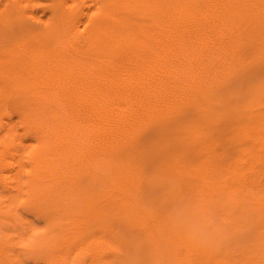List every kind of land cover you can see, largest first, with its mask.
<instances>
[{"label": "rangeland", "instance_id": "374dc122", "mask_svg": "<svg viewBox=\"0 0 264 264\" xmlns=\"http://www.w3.org/2000/svg\"><path fill=\"white\" fill-rule=\"evenodd\" d=\"M127 2L0 0V60L7 56L24 63L29 56L35 58L45 45L55 52L68 35L77 42L73 34L78 23L108 11L110 5H128ZM119 17L125 32L142 22L129 12ZM241 18L230 22L229 40L219 35L195 34L182 35L184 43L181 35H175L168 38L171 43H162L165 48L156 47L149 58L158 59L157 66L171 71L165 75L167 87L163 90L169 102L164 100L152 113L141 117L126 130V138L121 135L119 142L115 140L113 150H118L111 153L115 155L113 161L112 157L101 159L94 151H78L74 134L64 132L67 162L60 171L64 179L55 180L60 186L51 181L45 189L48 192L34 194H42L41 199L28 196L33 171L29 155L36 144L32 136L24 135L30 108L7 87L13 75L0 71V128L9 132L2 146L16 142L8 157L9 164H13L6 168L8 188L2 191L16 219L11 218L13 227L8 229L12 239L0 242V264H264V15L258 16L255 10ZM66 23L70 25L67 32ZM172 45L177 52H170ZM102 51V46L93 45L90 53L82 57L88 61L107 58ZM109 53L112 57L124 56ZM172 54L175 62L171 61ZM197 57L199 66H195ZM180 69H184L182 73ZM207 84L215 85L212 92ZM170 91L172 95H167ZM112 164H120L121 169ZM48 202L49 206L45 204ZM178 206L211 213L225 222L231 239L219 250L192 245L172 225V214ZM82 257L85 259L80 260Z\"/></svg>", "mask_w": 264, "mask_h": 264}, {"label": "bare ground", "instance_id": "6f19581e", "mask_svg": "<svg viewBox=\"0 0 264 264\" xmlns=\"http://www.w3.org/2000/svg\"><path fill=\"white\" fill-rule=\"evenodd\" d=\"M127 1L129 2V0ZM133 1H135L136 5L131 2L130 3L127 2L128 5L123 4L122 6L110 5L108 6L109 9L108 11L105 10L104 12L100 13V15H97L86 22L78 23L74 28L75 30L73 34L74 35L73 39H77V42L72 41V39H69L68 37L69 35H68L65 41L63 42V44H58L60 46L59 48L56 49L57 51L55 52L52 51L53 48L51 50L52 52L47 47L45 48L46 46L45 45L43 48H40L37 51L35 58H30L29 56V59L24 63H21L7 56L5 60H0V71H6L10 76L13 75V80L11 81V83L8 84L7 87L10 89V91L12 90L13 94L17 95L16 98L20 102H22L23 104L24 103L27 104L26 108H30V115H27V120L29 121L28 122L29 127L25 126L27 127V129L25 132L26 134L24 133V135L25 136L28 135V137L32 136L34 141H36L35 142L36 144L34 143L35 146L32 148L33 149L32 154L30 153L29 155V163H31L33 166V171L29 176L30 180H28V182L32 183V185L30 186V192H28L29 197H33L34 199L38 198L39 195L35 197L34 194L37 195L45 191L46 186L48 187L51 181L53 182V184L54 183L57 184V182L55 181L57 178L61 177L64 179V177H62L63 173L60 174L61 169L64 168L67 162V160H65V154H64V151H66L65 145L63 143L64 132L68 131L69 133L74 134L75 144H76L75 147L78 151H83V150L86 152L90 151L92 154L94 151L98 153V157H100L101 159L105 157L108 158L112 157L111 161H113L115 155L113 156L111 155V153L114 150H118V149L113 150V147L116 145L115 140L118 141L119 137L121 135H124L127 132L126 131L127 129L131 128L133 125L138 123L141 117L143 119L144 116L152 113L154 109L160 106V103L163 102L165 100L164 98L166 97L164 95L165 93L163 92V90H165L164 88L167 87L165 81L167 79V76L165 75L168 74L170 70L168 71L167 68H163V66L162 67L157 66L158 61L156 62V60L158 59L153 60L152 58H149L150 56L149 54H152L153 51L156 50L155 49L156 47L161 46L162 43L165 44L166 42H169L167 41L168 38L174 37L175 35H181V37L182 35L184 36L186 35V37L192 35L195 36V34H197L198 36L205 35L208 37L211 35L212 36L219 35L218 37H223L226 40L227 39L229 40V37L231 36L230 26H229L231 21H233L236 18H241L242 15L246 13H253L255 10L258 12V16L264 15V0H179V1L178 0L177 1L133 0ZM101 4L103 5V3ZM80 8H82V6H80ZM125 12H129L131 17L139 18L142 21L139 22V24L136 25L132 30H128V32H125L123 19L119 17V15L121 16V14ZM56 23L58 24V21ZM69 23L65 24V26H67V28L65 29L66 32L69 30L68 28ZM71 23L73 24L75 22H71ZM54 28H56V26H54ZM70 36L72 37V35ZM184 38H183V42H184ZM174 40L175 39H173L172 42H175ZM185 40L187 41V39ZM169 43H171V41ZM232 43H234V41H232ZM182 44L181 47L184 48L185 45L182 46ZM93 45L102 46L103 47L102 54L107 55L106 56L107 58H103V57L98 58L93 56L94 58L90 59L91 61H88L87 57L85 58L82 57L84 56V53H90L89 51L93 49ZM125 45H127V47ZM173 46L174 45L170 47V50L171 49L173 50V48H175ZM187 46L188 45H186V47ZM162 47L165 48V46H161V48ZM172 50L170 51L171 53ZM176 50L177 48L173 51L177 52L178 50L177 51ZM203 50H201V54H203L202 53ZM109 52L117 53L118 54L117 56H120L119 54L123 53L124 56L112 57L110 56ZM181 52H182V48H181ZM186 52L185 54L187 55L189 52L188 53ZM72 53L73 54L75 53L76 56L74 57L71 56ZM183 53L181 55H183ZM205 53L207 55L209 54L207 53V51ZM176 54L177 53H175V55ZM201 54L199 57L202 56ZM172 55H171L172 56L171 61H173L174 58V54ZM223 55L225 56V54ZM184 57L182 58L183 64L185 60ZM199 57H197L198 59L195 60V66L196 64L197 65L199 64L197 63ZM206 59H208L207 56ZM206 59L205 61L209 62V60ZM217 60L219 62L218 58ZM180 61L181 60H179L178 62ZM176 63L175 65L177 66ZM190 63H192V61H190ZM176 66H173L174 70ZM182 67H183L182 64L179 65V68ZM192 69H195V67ZM192 69L191 71H193ZM174 70H172L173 73L175 72ZM182 70L180 69L181 73ZM198 73L200 72L198 71ZM192 78H195L196 80V77L193 76ZM171 82L172 84L175 83L172 80ZM192 83H190V85ZM168 88H170V86ZM175 89H172V91ZM200 89L202 90V88ZM181 91L183 92V90ZM203 91L205 90L203 89ZM171 93L172 92L170 91V94L167 95H172ZM12 100H14V98ZM183 100L185 101L184 98ZM66 106H69V108H66ZM15 107L17 108V106ZM18 111L20 112V110ZM159 111L162 110L159 109ZM12 112H14V110ZM17 127L19 129V126ZM137 127L136 129H139L142 127V125L139 128ZM8 137H9V132L6 129L0 128V242L3 241L9 242L10 239H12V237L10 238L11 235L8 233L9 231L8 229L13 227V221H11V218L16 219V217L14 216L15 215L14 209L10 207L9 204L6 203V198H4V194H2V191L5 192V189L8 188V183H9V175L6 172V168L8 165L13 164V162H10L9 164V160H8L10 154V148L14 146L16 143L15 141H13L10 143V146L8 145L7 147H3L2 145ZM124 137L126 138L125 135ZM112 165L121 169L120 164H112ZM77 167L80 168V166ZM11 189H13V187ZM46 192L48 191H45V193ZM60 193L63 195L62 192ZM68 193L71 192L69 191ZM64 195L66 196V194ZM7 196L9 197V194ZM46 196L49 198L48 195ZM69 196L70 194H68V197ZM69 199L71 198L69 197ZM71 201H73V199ZM45 204H48L49 206L50 202ZM72 224L74 223L72 222ZM77 230L81 231L79 229ZM108 236L111 237L112 235L110 234ZM82 239L84 241V238ZM13 242L14 241H12L11 243ZM85 249L83 250L85 251ZM72 251L73 250H71V252ZM61 254L63 255V253ZM2 256L3 255H1V257ZM83 257L80 258V260L81 259L84 260L85 258ZM63 259H65V257ZM44 262L45 260L43 261V263ZM87 263L89 262H86V264ZM97 263L99 264V262Z\"/></svg>", "mask_w": 264, "mask_h": 264}, {"label": "clouds", "instance_id": "9594fccd", "mask_svg": "<svg viewBox=\"0 0 264 264\" xmlns=\"http://www.w3.org/2000/svg\"><path fill=\"white\" fill-rule=\"evenodd\" d=\"M214 87V84H207L209 92H212ZM208 110H211V105ZM172 225L192 245L207 250H219L232 236L225 222L217 220L211 213L193 211L183 206L174 209Z\"/></svg>", "mask_w": 264, "mask_h": 264}]
</instances>
